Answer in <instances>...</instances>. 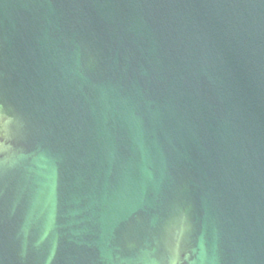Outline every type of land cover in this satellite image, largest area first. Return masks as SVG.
<instances>
[{
	"label": "water",
	"instance_id": "obj_1",
	"mask_svg": "<svg viewBox=\"0 0 264 264\" xmlns=\"http://www.w3.org/2000/svg\"><path fill=\"white\" fill-rule=\"evenodd\" d=\"M0 264H264V0H0Z\"/></svg>",
	"mask_w": 264,
	"mask_h": 264
}]
</instances>
